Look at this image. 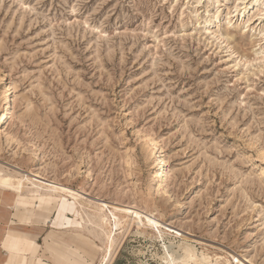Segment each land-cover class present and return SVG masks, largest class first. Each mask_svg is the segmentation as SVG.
<instances>
[{
  "label": "rangeland",
  "instance_id": "rangeland-1",
  "mask_svg": "<svg viewBox=\"0 0 264 264\" xmlns=\"http://www.w3.org/2000/svg\"><path fill=\"white\" fill-rule=\"evenodd\" d=\"M248 1L0 0L3 170L141 212L111 264L180 258L184 240L213 264H264V0L240 15ZM147 139L165 160L161 193ZM11 199L0 193V240Z\"/></svg>",
  "mask_w": 264,
  "mask_h": 264
},
{
  "label": "bare ground",
  "instance_id": "bare-ground-1",
  "mask_svg": "<svg viewBox=\"0 0 264 264\" xmlns=\"http://www.w3.org/2000/svg\"><path fill=\"white\" fill-rule=\"evenodd\" d=\"M256 2L257 0H250L246 2L243 8L239 10V14L241 15L242 13H245V10ZM234 9L237 10V7H234ZM258 12L263 13L264 6ZM259 13L257 15H260ZM224 31V38L226 42H228L230 41L232 34L228 32L227 28ZM241 58L248 60L249 57L247 55H242ZM5 89L6 93H8L9 89L7 87ZM12 116L13 106L9 98H6V106L2 108L0 112V125L4 127ZM3 134L5 137L8 135L6 129L3 130ZM146 142L150 145L152 155L155 157V162L149 175V181L156 186V192L161 193V191L165 190L166 186L165 160L156 141L153 139H147ZM3 169L4 167L0 165V193H10L21 200H33L40 198H46V201L55 200L56 207L61 201L60 208L66 206L64 200H71V203L74 206H77L78 210H76L79 216H76L74 219H68V223H66L69 228L66 229V231L72 233L71 235L73 236H78L82 239L85 238L99 244V249L100 251L102 250L99 264H111L115 252L120 244V235L121 238H124L131 224H138L141 222L138 216V213L141 212L128 205L119 206L100 199L90 200L85 198L82 193L62 187L54 182H36L21 173L16 168H14V170L7 169V171ZM16 207L19 206L16 205ZM20 210L27 215L34 214L37 218H40V216L36 215H41L44 212L40 211L41 209L33 210L27 206L20 208ZM119 211L124 212V216H117ZM142 217L145 219L146 227L150 226L157 229L159 226L158 222L154 218L148 216ZM30 224L31 223L21 222L20 228L8 231L2 241V248L8 253L12 252L13 254H16V264H28L29 262H31V264H46L35 255V241L33 237L27 233V227ZM157 231L159 232L160 238H162V233L158 229ZM187 241L188 240H184L177 247V251L181 255L180 258L173 257L172 254L164 251L162 255H158V260L160 262L156 264H213V260L210 257L204 255L203 253L198 255L196 248ZM33 243L34 245H32ZM2 262L3 259L0 260V263ZM224 264H230V262L226 260Z\"/></svg>",
  "mask_w": 264,
  "mask_h": 264
},
{
  "label": "crops",
  "instance_id": "crops-1",
  "mask_svg": "<svg viewBox=\"0 0 264 264\" xmlns=\"http://www.w3.org/2000/svg\"><path fill=\"white\" fill-rule=\"evenodd\" d=\"M10 195L13 197V199H11L9 205L8 204L7 205L9 209L14 212L12 213V216L17 218V222H16L17 224L11 220L8 223V229L6 233L11 229L20 228L21 222L31 223L27 227L28 230L27 233L31 235L35 241L36 244L35 255L37 256L38 259L43 260L44 263L46 264H92L93 263L95 258L94 255L87 254L85 251V249L88 248L87 240H84L85 238L82 239L79 238L78 236H73L71 235L72 233L66 231V229L69 228V226L67 225L68 223L67 221L68 219L71 218L63 214L64 207L60 208V203L56 207L55 200H52L53 202L46 201V198L21 200L20 198H16L15 195L12 194ZM16 205H18L19 207H16ZM25 206L30 207V209L33 210L41 209L40 211H44V212L41 215H36V216H40V218L35 217L34 214L27 215L20 210V208ZM53 210L57 212L56 222H51L53 220L50 219V214L52 213ZM45 224L47 225L50 224V227L48 228H50L51 230L44 237L43 245L40 246L36 241L39 237V234L37 235L34 234V231L36 230L38 231L39 227L44 226ZM56 232H58V234ZM5 236L6 234L0 240V246L2 249L1 254H3L2 257H4L3 262L0 264L3 263L16 264L17 262L16 254H13L12 252L8 253L5 249L2 248V241L5 238ZM32 245H34V243ZM41 249L43 250L44 255L40 254ZM28 264H31V262H29Z\"/></svg>",
  "mask_w": 264,
  "mask_h": 264
},
{
  "label": "water",
  "instance_id": "water-1",
  "mask_svg": "<svg viewBox=\"0 0 264 264\" xmlns=\"http://www.w3.org/2000/svg\"><path fill=\"white\" fill-rule=\"evenodd\" d=\"M178 255V254H177Z\"/></svg>",
  "mask_w": 264,
  "mask_h": 264
}]
</instances>
